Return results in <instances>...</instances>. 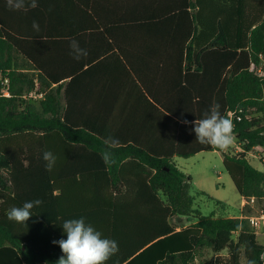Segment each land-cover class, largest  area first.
<instances>
[{"label":"trees","instance_id":"trees-1","mask_svg":"<svg viewBox=\"0 0 264 264\" xmlns=\"http://www.w3.org/2000/svg\"><path fill=\"white\" fill-rule=\"evenodd\" d=\"M176 16L177 67L161 73L168 81L153 88L146 82L154 74L133 73L153 108L140 112L152 122L163 118L161 137L119 140L113 165L102 159L107 136L69 116L62 76L74 72L57 73L43 60L56 36L42 26L27 33L26 26L0 24V77L9 80L8 97L0 84V264H57L63 253L52 241L67 239L63 222L81 217L118 242L105 264H246L245 245L263 264L264 246L248 218L264 211V174L244 153H222L246 203L240 218L201 216L192 209L190 177L173 159L222 151L196 142L194 125L182 123L204 118L215 103L225 116L241 110L233 123L243 151H264V76L252 70L264 59V0H188ZM34 80L43 101L27 97ZM45 151L56 156L51 171ZM36 199L43 203L26 225L7 218L12 206ZM178 218L192 223L173 225Z\"/></svg>","mask_w":264,"mask_h":264},{"label":"crops","instance_id":"crops-1","mask_svg":"<svg viewBox=\"0 0 264 264\" xmlns=\"http://www.w3.org/2000/svg\"><path fill=\"white\" fill-rule=\"evenodd\" d=\"M37 2L36 8L16 11L8 8L6 0H0V24L26 26L27 33H31L36 31L32 27L35 20L42 26V33L51 32L56 36L44 48L43 60L57 73L74 72L62 76L70 118L81 125L97 126L101 133L118 140L136 138L138 133L150 138L161 137L163 118H153L152 122L140 112L153 108L141 93V85L133 73L154 74L146 82L153 88L168 81L163 80L161 73L172 72L177 67L178 52L172 45L179 38L176 15L188 0ZM73 39L87 50V56L73 58L70 54ZM26 72H32L36 78L35 71L27 69ZM34 83L33 98L29 99L45 100V94L37 89V80ZM217 153L222 155L223 151ZM176 159H173L175 163ZM241 199L243 206L244 198ZM240 217L241 213L236 218ZM185 221L186 226L192 223ZM255 235L257 242L264 246L259 241L264 232ZM262 259L264 264V253Z\"/></svg>","mask_w":264,"mask_h":264},{"label":"clouds","instance_id":"clouds-1","mask_svg":"<svg viewBox=\"0 0 264 264\" xmlns=\"http://www.w3.org/2000/svg\"><path fill=\"white\" fill-rule=\"evenodd\" d=\"M10 10H27L36 8L37 0H6ZM32 27L39 31V24L33 20ZM70 54L74 59L79 60L87 56V50L79 46V42L73 39L70 42ZM182 123L194 125L192 131L195 133L196 142L200 144L211 145L219 150L228 149L235 141L233 121L227 116L221 114L220 105L213 104L208 111L204 113V118L195 121L182 120ZM106 148L102 153V159L106 165L116 163L113 149L120 143L117 138L109 135L105 138ZM43 159L46 161V170L51 171L56 163V156L51 151L43 153ZM43 203L42 200L26 201L22 206H12L7 212V218L10 221L26 225V222L33 215L32 209ZM67 239L52 241L58 244L63 255L57 261V264H105L113 255L119 252L118 242L103 238L102 233L96 230L91 224L86 223L85 218L68 219L62 224ZM246 264H257L254 256L249 255L253 250L245 245Z\"/></svg>","mask_w":264,"mask_h":264},{"label":"rangeland","instance_id":"rangeland-1","mask_svg":"<svg viewBox=\"0 0 264 264\" xmlns=\"http://www.w3.org/2000/svg\"><path fill=\"white\" fill-rule=\"evenodd\" d=\"M33 76L32 72H27ZM241 145L235 140L226 150H222L226 155L240 154ZM255 157L259 153L253 152ZM248 156L250 165L259 171L264 172V167L260 165L252 156ZM176 166L185 175L190 177L189 194L192 197V209L200 213L201 216L211 214L221 217H238L242 209V199L239 196L233 182L222 165V155L217 152H206L189 159H176ZM219 203L221 205L217 206ZM264 206V204H263ZM264 210V207H263ZM190 222V220H189ZM173 225L186 226L187 221L172 220ZM259 241L264 244V236L259 237ZM206 258H210L209 253Z\"/></svg>","mask_w":264,"mask_h":264},{"label":"built area","instance_id":"built-area-1","mask_svg":"<svg viewBox=\"0 0 264 264\" xmlns=\"http://www.w3.org/2000/svg\"><path fill=\"white\" fill-rule=\"evenodd\" d=\"M252 70L254 71V73L259 76V77H263L264 76V59L262 58V56H259V65H252ZM0 84L2 86V90L1 93L3 96L8 97L9 96V92H8V87H9V80L7 78V76H1L0 77ZM40 98L42 97V95H38ZM28 98H33V91L30 92L27 95ZM241 112V110L238 111H228L226 113L227 117L230 118L232 121H239L240 120V116L238 115ZM240 153H244L245 154V158L248 159V156H252V158L256 159L261 165L264 166V151L262 148L260 147H254L253 149L249 150V151H243V149H240ZM257 152L259 153L257 155V157H255L253 152ZM244 202L246 203V200L244 199ZM251 203L253 202V199H251L250 201ZM249 220V224L252 227L253 231L255 234H258L259 232H264V211H260L258 212L256 215H253L251 217L248 218Z\"/></svg>","mask_w":264,"mask_h":264},{"label":"water","instance_id":"water-1","mask_svg":"<svg viewBox=\"0 0 264 264\" xmlns=\"http://www.w3.org/2000/svg\"><path fill=\"white\" fill-rule=\"evenodd\" d=\"M182 219L181 218H178V221H181Z\"/></svg>","mask_w":264,"mask_h":264}]
</instances>
